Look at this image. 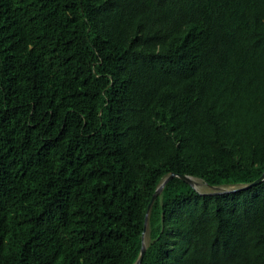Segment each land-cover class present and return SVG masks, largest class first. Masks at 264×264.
<instances>
[{
    "label": "trees",
    "instance_id": "1",
    "mask_svg": "<svg viewBox=\"0 0 264 264\" xmlns=\"http://www.w3.org/2000/svg\"><path fill=\"white\" fill-rule=\"evenodd\" d=\"M171 173H264V0H0V264H135ZM142 264H264V181L170 179Z\"/></svg>",
    "mask_w": 264,
    "mask_h": 264
},
{
    "label": "water",
    "instance_id": "2",
    "mask_svg": "<svg viewBox=\"0 0 264 264\" xmlns=\"http://www.w3.org/2000/svg\"><path fill=\"white\" fill-rule=\"evenodd\" d=\"M175 176H179L180 178L184 179L189 184H191L194 188L197 189L196 185L198 184V182L195 180V177H193V176L185 175V174L171 173V174H169L168 176H166L164 178V180L161 182V184L157 188L156 192L154 193V195H153V197H152V199H151V201H150V203L148 205V211H147V215H146V221H145L144 232H143V246H142V249H141L140 256H139L138 260L135 262V264H142V260L144 258L145 253H146V249H147L146 235H147L149 214H150L151 208H152V206H153L156 198L162 192V190L165 187L166 183L170 179H172L173 177H175ZM262 181H264V173H263V175L259 179L255 180L254 182L249 183V184L233 186V188H231V189H220V186H211L212 188H215L214 191H211V192H201V193L202 194L215 195V194H221V193L234 192V191H239V190H243V189H248V188H250V187H252L254 185H257V184L261 183Z\"/></svg>",
    "mask_w": 264,
    "mask_h": 264
},
{
    "label": "rangeland",
    "instance_id": "3",
    "mask_svg": "<svg viewBox=\"0 0 264 264\" xmlns=\"http://www.w3.org/2000/svg\"><path fill=\"white\" fill-rule=\"evenodd\" d=\"M195 180L198 182L196 187L200 192H211L215 190V188L208 186L202 179L195 178ZM231 188H233V186H220V189H231Z\"/></svg>",
    "mask_w": 264,
    "mask_h": 264
}]
</instances>
